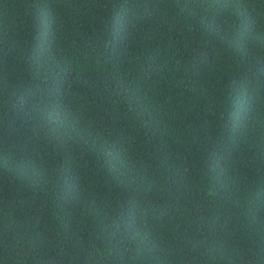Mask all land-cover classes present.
<instances>
[{"label": "trees", "instance_id": "trees-1", "mask_svg": "<svg viewBox=\"0 0 264 264\" xmlns=\"http://www.w3.org/2000/svg\"><path fill=\"white\" fill-rule=\"evenodd\" d=\"M0 264H264V0H0Z\"/></svg>", "mask_w": 264, "mask_h": 264}]
</instances>
